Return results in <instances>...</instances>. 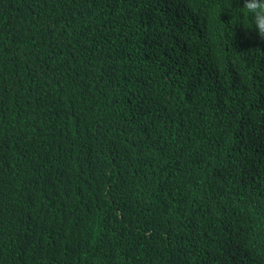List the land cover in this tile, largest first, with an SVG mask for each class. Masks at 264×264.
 <instances>
[{"label":"trees","instance_id":"trees-1","mask_svg":"<svg viewBox=\"0 0 264 264\" xmlns=\"http://www.w3.org/2000/svg\"><path fill=\"white\" fill-rule=\"evenodd\" d=\"M242 7L0 0V264H264Z\"/></svg>","mask_w":264,"mask_h":264},{"label":"clouds","instance_id":"clouds-1","mask_svg":"<svg viewBox=\"0 0 264 264\" xmlns=\"http://www.w3.org/2000/svg\"><path fill=\"white\" fill-rule=\"evenodd\" d=\"M244 13L250 19L251 27H246L245 23H241L245 29L255 28L257 35L264 39V0H243ZM243 15V14H242Z\"/></svg>","mask_w":264,"mask_h":264}]
</instances>
